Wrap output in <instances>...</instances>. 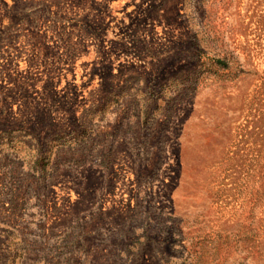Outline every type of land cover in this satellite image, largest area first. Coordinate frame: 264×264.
I'll list each match as a JSON object with an SVG mask.
<instances>
[{
    "label": "rangeland",
    "instance_id": "1",
    "mask_svg": "<svg viewBox=\"0 0 264 264\" xmlns=\"http://www.w3.org/2000/svg\"><path fill=\"white\" fill-rule=\"evenodd\" d=\"M0 264H264V0H0Z\"/></svg>",
    "mask_w": 264,
    "mask_h": 264
}]
</instances>
